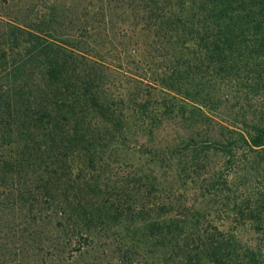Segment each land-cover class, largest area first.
Instances as JSON below:
<instances>
[{
	"label": "trees",
	"instance_id": "1",
	"mask_svg": "<svg viewBox=\"0 0 264 264\" xmlns=\"http://www.w3.org/2000/svg\"><path fill=\"white\" fill-rule=\"evenodd\" d=\"M241 70L264 96V0H0V264H261L199 208L264 148L220 117Z\"/></svg>",
	"mask_w": 264,
	"mask_h": 264
},
{
	"label": "rangeland",
	"instance_id": "2",
	"mask_svg": "<svg viewBox=\"0 0 264 264\" xmlns=\"http://www.w3.org/2000/svg\"><path fill=\"white\" fill-rule=\"evenodd\" d=\"M237 79L238 85L235 83ZM212 88L218 91L220 97L218 105L223 109L220 117L228 129L232 127L236 130L244 129L248 124L241 123L242 115L254 121L250 114L252 111L264 112V96L261 88L249 83L248 76L242 70L235 77L224 78L213 83ZM262 119L261 124H264V114ZM158 138L154 142H160L162 138ZM147 145L142 148L145 150V147L150 149L152 146H158L155 143ZM233 150L235 152L232 154L210 155L207 167L210 166L219 171L222 178L226 180L227 187L222 189L221 199L205 201L199 204V208L212 210L216 206L219 207L222 212L218 217L214 216L215 221L228 233H234L239 245L253 249L261 264H264V148L251 149L238 140ZM128 151L124 150L121 161H124L126 166H130L129 169L140 166L145 175L149 174L156 179L164 177L163 169L150 166L152 162L148 153L138 155ZM150 167L153 168L152 173H149ZM173 181L177 184L181 182L175 176ZM196 198L192 194L188 195L187 200L195 203ZM248 211H252L250 213L253 218H249Z\"/></svg>",
	"mask_w": 264,
	"mask_h": 264
}]
</instances>
